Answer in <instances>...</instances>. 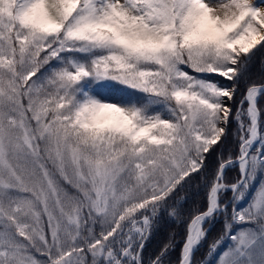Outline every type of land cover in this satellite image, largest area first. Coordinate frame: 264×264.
<instances>
[{"label":"snow or ice","instance_id":"snow-or-ice-1","mask_svg":"<svg viewBox=\"0 0 264 264\" xmlns=\"http://www.w3.org/2000/svg\"><path fill=\"white\" fill-rule=\"evenodd\" d=\"M261 50L257 0H0V264H145L233 121L238 154L205 179L179 264L221 214L214 264H264V182L236 207L264 171V83L240 88Z\"/></svg>","mask_w":264,"mask_h":264},{"label":"trees","instance_id":"trees-1","mask_svg":"<svg viewBox=\"0 0 264 264\" xmlns=\"http://www.w3.org/2000/svg\"><path fill=\"white\" fill-rule=\"evenodd\" d=\"M261 0H257L259 3ZM264 83V50H261L255 57V59L250 63L247 76L244 81L241 82L240 88L241 93L245 90L248 83ZM105 96L110 97L111 99H116L123 95L119 91H107L103 93ZM239 93L237 99H239ZM258 107L262 110L261 119L264 120V95H261L258 100ZM235 121L232 122L229 129V138L220 148H217L215 152H212L206 160L208 165L205 170L207 177L202 174L201 176L195 177L192 183L187 186V188L179 193L180 197L184 199L180 200V206L182 209V215L179 220L168 217L166 214L155 224L150 238L147 240L145 248L143 250V256L145 259V264L150 257H154L157 253L160 252L164 244L168 243L171 238L174 244V247L170 249L165 256V264H177L180 257L181 247L186 238L187 234V224L189 223L191 217L195 214V210L199 209L203 211L206 209V192L207 187L205 184V179L211 180L214 170L218 167V156L223 155L227 159L228 155L231 154L232 157L238 154V144L234 132L236 130ZM239 169L237 167H230L226 170V181L228 183L235 182L239 179ZM264 181V171H258L254 181L251 184L250 190L247 192L246 196L238 202V209L248 205L251 201L253 194L256 192L257 188ZM231 192L226 194V198L230 196ZM232 209V204L228 206V219H230V212ZM224 221L225 217L223 214L218 216L214 221L211 229L208 231V234L204 240L201 241V244L197 248L194 256L198 257V253L201 252L205 244L213 243L218 240L224 231ZM207 225H205L206 227ZM236 225L233 224L232 231L235 232ZM96 231H99V226H97ZM228 239H225L220 245L218 252H221L225 248V243ZM37 260H43L45 257L40 253H33ZM216 258L212 256V259ZM90 259V257H89ZM215 261V259H214ZM213 261V262H214ZM211 262V261H210ZM212 263V262H211Z\"/></svg>","mask_w":264,"mask_h":264},{"label":"rangeland","instance_id":"rangeland-1","mask_svg":"<svg viewBox=\"0 0 264 264\" xmlns=\"http://www.w3.org/2000/svg\"><path fill=\"white\" fill-rule=\"evenodd\" d=\"M259 3H260V5L261 6H264V0H261V1H259ZM264 182V181H263ZM257 190H258V188H257ZM256 190V191H257ZM231 196H232V193L230 194V196L228 197L229 199L231 198ZM231 204H229L228 206H230ZM247 206V205H246ZM246 206H244V207H246ZM236 207H237V209H238V203L236 204ZM244 207H242V208H244ZM241 208V209H242ZM239 210V209H238ZM231 212H232V209H231ZM231 212H230V219H231ZM218 218V217H217ZM216 218V219H217ZM215 219V220H216ZM229 219V220H230ZM235 224V223H234ZM213 225V224H212ZM212 225H211V227H212ZM236 225V229H235V231H237V230H239L241 227H248L249 225H241V224H235ZM206 227H208V225L206 226ZM211 229V228H210ZM229 243H230V241L228 240L227 241V243H225L226 245H225V248L229 245ZM212 243H210V244H205L204 245V247H203V249H201V252L200 253H198V257L197 256H194V264H204V262L207 260V261H211L210 262V264H214V259H212V256H209L208 255V251H209V246L211 245ZM225 248L224 249H222L221 250V252L223 251V250H225ZM214 261V262H213Z\"/></svg>","mask_w":264,"mask_h":264},{"label":"water","instance_id":"water-1","mask_svg":"<svg viewBox=\"0 0 264 264\" xmlns=\"http://www.w3.org/2000/svg\"><path fill=\"white\" fill-rule=\"evenodd\" d=\"M233 159H235V157H234ZM178 264H179V263H178Z\"/></svg>","mask_w":264,"mask_h":264}]
</instances>
